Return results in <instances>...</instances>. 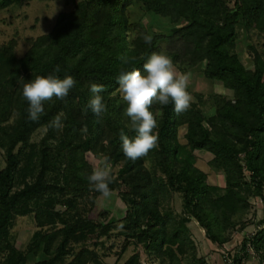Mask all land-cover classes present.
I'll use <instances>...</instances> for the list:
<instances>
[{"label": "trees", "instance_id": "obj_1", "mask_svg": "<svg viewBox=\"0 0 264 264\" xmlns=\"http://www.w3.org/2000/svg\"><path fill=\"white\" fill-rule=\"evenodd\" d=\"M15 1L0 0V8ZM135 1L175 25L159 31L131 19ZM240 27L264 30V0H80L60 12L23 56L13 50L15 39L0 44V149L6 153L0 264H26L25 253L9 239V226L15 214L31 210L38 226L62 224L41 234L49 257L31 264H100L96 247L114 223L84 214L80 203L113 189L126 202L118 257L134 242L157 258L167 256V264L204 263L189 216L165 205L175 191H182L185 211L213 243L222 245L233 228L245 227L250 197L264 201V56L251 44L253 65H244L233 51ZM202 61L203 74L221 80L232 96L194 92L196 102L187 105L170 65L185 70ZM122 82L129 86L127 96L115 92ZM207 102L214 107L208 116ZM182 125L184 143L178 139ZM40 126L46 133L36 148L31 137ZM50 139L58 140L57 151ZM30 145L32 180L11 192ZM97 149L105 161H123L115 178L95 176L85 152ZM202 149L223 172V187L208 182L196 165V150ZM51 171L59 174L53 181L47 179ZM261 222L242 246L250 240L264 258V217ZM240 259L234 254L227 264ZM123 264L147 261L134 250Z\"/></svg>", "mask_w": 264, "mask_h": 264}, {"label": "rangeland", "instance_id": "obj_2", "mask_svg": "<svg viewBox=\"0 0 264 264\" xmlns=\"http://www.w3.org/2000/svg\"><path fill=\"white\" fill-rule=\"evenodd\" d=\"M78 1L80 0H20L1 7L0 44H7L10 39H15L13 50L17 57L23 56L37 36L47 33L53 28L58 14L73 10ZM129 12L131 13V19L140 20L149 29L168 31L175 25L168 17L154 12H147L139 1H135L130 6ZM133 33H129V36L131 37ZM251 44L264 56V30L253 28L246 32L240 27L233 51L238 53L240 59L247 67H252L253 65V50L249 47ZM161 55L155 59L152 65L156 64ZM204 64L205 62L202 61L194 67H189L185 70L180 69L177 64L170 65V71L177 78L178 86L185 96L184 103L187 105L196 102L197 97L194 92H201L204 95L221 92L227 96H232V90L224 86L221 80L209 78L203 74L202 68ZM115 92H118L121 96H127L129 94L128 84L122 82ZM209 103L207 102L204 106L206 116L214 112V107L209 106ZM14 117L15 114L6 122H12ZM185 131V125L178 128V139L182 143L186 142L184 136ZM45 133V126H40L34 131L31 137L33 147H39ZM49 141L52 143L54 150L57 151L56 144L58 140L50 139ZM103 142L106 143V139ZM31 146L26 148V154L19 164L20 171L15 175L11 192L22 187L25 182L32 180L33 173L31 169L35 164V157L33 156V158L29 159L27 156L31 152ZM196 153L198 156L196 165L208 173V182L223 187L225 184L223 172L209 162L212 154L205 149L196 150ZM85 155L92 164L96 177L110 176L115 178L123 164V161H105L104 151L102 149H97L96 151L88 150L85 152ZM5 163L6 153L4 149H0V169L5 166ZM146 164H149L148 161ZM246 173H249V171L246 170ZM58 177L59 174L53 171L47 174L49 181H53ZM90 199V197H84L81 200L80 206L85 210L84 214L101 221L113 220L114 223V227L109 234L101 235V243L96 247L98 260L101 263L120 264L134 250H139L140 258L146 260L147 264L168 263L167 256L164 259L163 257H155L152 253H148L143 243H130L121 257H118V252L124 242V235L121 233L123 229L122 224L127 222L126 202L118 194L117 189L104 191L95 197L93 201ZM250 201L251 206L243 215V218L247 221V225L242 229L238 227L233 228L230 231L228 240L222 245H217L208 239L204 228L193 216L185 211L182 191L173 192L165 205L172 208L179 216H189L187 225L196 244V255L203 258V264L232 263L234 254L241 256L240 264H264V258L261 252L253 246L250 240L247 242L245 248L242 246L244 237L253 235L263 226L261 220L264 217V201L259 195L250 197ZM30 206L33 209L34 202H30ZM58 208L62 209L63 207L58 206ZM60 225L62 224L56 223L53 225L38 226L34 219L33 210L24 214H15L9 226V239L16 248L22 253H25L26 264H31L36 260L49 257L41 249L43 245L41 234ZM80 245L81 243L76 244V247ZM35 248H37V251H34ZM186 260L183 258L184 262ZM89 264L96 263L91 262Z\"/></svg>", "mask_w": 264, "mask_h": 264}, {"label": "crops", "instance_id": "obj_3", "mask_svg": "<svg viewBox=\"0 0 264 264\" xmlns=\"http://www.w3.org/2000/svg\"><path fill=\"white\" fill-rule=\"evenodd\" d=\"M124 261V260H123ZM123 261H121V263L120 264H123ZM91 262H93V263H96L97 264V262H95V261H89V262H87L86 264H89V263H91ZM101 263V262H100ZM99 264V263H98ZM101 264H105V263H101Z\"/></svg>", "mask_w": 264, "mask_h": 264}]
</instances>
